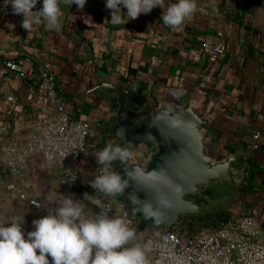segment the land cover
<instances>
[{"label": "crops", "instance_id": "crops-1", "mask_svg": "<svg viewBox=\"0 0 264 264\" xmlns=\"http://www.w3.org/2000/svg\"><path fill=\"white\" fill-rule=\"evenodd\" d=\"M195 3V11L177 31L163 24L159 7L125 24L110 21L104 0H87L82 10L70 0H59V31L46 30L41 22L33 24L28 33L21 27L22 16L13 14L10 5L0 0V48L9 57L29 58L28 69H38L45 55L52 58L57 73L56 97L76 119L93 125L91 149L113 143L105 129L114 120L113 100L101 92L87 93L99 83L131 88L149 108L157 105L153 95L179 105L189 101L209 124V140L216 145V156L239 150L245 153L247 175L230 209L236 213L263 200L264 0ZM41 6L42 0H38L33 10ZM121 10L126 13V9ZM217 40H223L228 51L217 63L209 64L202 43ZM9 94L25 108L27 121H34L31 91L1 74L0 121L8 118L10 107L5 97ZM256 134L260 135L259 148L253 149ZM137 158L133 162L140 163ZM97 166L94 161L81 162L75 190L82 200L88 193L85 211L89 217L98 211L90 201L99 200V194L89 186ZM38 176L43 204H49L45 199L49 193L53 199L62 198L59 194L72 196L59 190L55 179L45 177L42 170ZM2 188L0 174V202ZM118 197L122 199L120 194ZM40 209L1 202L0 217H29L45 210ZM132 209L136 218L142 216L141 211Z\"/></svg>", "mask_w": 264, "mask_h": 264}, {"label": "built area", "instance_id": "built-area-1", "mask_svg": "<svg viewBox=\"0 0 264 264\" xmlns=\"http://www.w3.org/2000/svg\"><path fill=\"white\" fill-rule=\"evenodd\" d=\"M202 51L207 62L215 64L228 47L223 40L205 41ZM29 61L27 57H9L0 48V74L31 91L30 108L36 115L34 121H27L18 99L6 95L10 110L7 120L0 121L1 202L39 210L43 205L37 183L41 170L45 177L55 179L59 190L73 193L79 186L81 162H96L93 154L101 149L89 147L93 125L76 119L58 101L52 58L45 55L36 70L26 67ZM259 139V134L254 135L253 149L259 148ZM98 194L110 216L128 220L137 230L139 242L150 245L147 264H264V191L262 201L231 214L217 227L193 230L183 229L184 222L165 227L136 218L127 199H120L119 194Z\"/></svg>", "mask_w": 264, "mask_h": 264}, {"label": "clouds", "instance_id": "clouds-1", "mask_svg": "<svg viewBox=\"0 0 264 264\" xmlns=\"http://www.w3.org/2000/svg\"><path fill=\"white\" fill-rule=\"evenodd\" d=\"M4 0L13 14L22 16L21 27L28 33L33 24L44 23L46 30L59 31L62 12L59 0ZM82 10L87 0H70ZM110 10L111 22L127 23L141 14H149L154 8L163 10L161 21L165 26L180 30L196 9L195 0H104ZM126 9V13L121 9ZM123 13V16L121 15ZM126 18V19H125ZM123 130H118L121 135ZM99 166L97 174L89 181L94 192L104 196H115L129 186L130 173L140 171L124 169V175L112 165L127 164L133 153L124 145L107 144L94 153ZM155 171V170H153ZM53 199L49 193L45 199L55 205V211L32 221L34 230L25 233L24 216H12L7 224H0V264H147L148 243L139 242V234L130 222L121 216L109 215L99 200L98 211L88 216L82 201L90 200L85 193L83 200L71 195H60ZM163 204V201H161ZM140 211L144 218L159 222V212L150 203H143ZM23 225V226H22Z\"/></svg>", "mask_w": 264, "mask_h": 264}, {"label": "water", "instance_id": "water-1", "mask_svg": "<svg viewBox=\"0 0 264 264\" xmlns=\"http://www.w3.org/2000/svg\"><path fill=\"white\" fill-rule=\"evenodd\" d=\"M95 91L113 100L114 120L105 128L112 144L145 156L141 163L112 166L122 176L124 169L140 170L130 173L128 188L119 194L138 209L150 203L159 212L158 224L172 227L191 217L214 214L218 205L207 194L211 189L219 193L228 186L234 198L243 187L248 171L244 151L216 156L209 124L189 101L179 105L153 95L157 105L149 108L131 88L99 83L87 93ZM227 202L224 196L222 204Z\"/></svg>", "mask_w": 264, "mask_h": 264}, {"label": "rangeland", "instance_id": "rangeland-1", "mask_svg": "<svg viewBox=\"0 0 264 264\" xmlns=\"http://www.w3.org/2000/svg\"><path fill=\"white\" fill-rule=\"evenodd\" d=\"M132 153L135 154V156L133 155V161L135 160H138L137 157H140L139 158V162L141 163L143 160H144V154L140 153V152H137L135 150H132L131 151ZM137 154V155H136ZM143 157V158H142ZM76 191H74V193H72V197L73 199H76V200H82V197H80V194L78 193H75ZM208 195H210L212 197L213 200H215L217 202V210L215 211L216 212H219V211H227L228 213L232 210L233 207H231L232 205L235 204V202L237 201L235 199V197L233 198V190L226 186L224 188V191L222 192H219L217 193L215 189H211L208 193ZM224 196H228V202L226 204H222V199ZM59 199V197H58ZM1 203V202H0ZM82 203L85 205V210H86V206H87V203L85 201H82ZM131 203V202H130ZM131 205H133L131 203ZM55 205H50V204H43L41 209H45L44 212H38V213H35L34 216H29V217H24L25 219V226H24V231L25 233L28 232V231H32L34 230L33 228V224H32V221L35 220V219H39L41 218L42 216H45L43 214H46L47 212L48 213H53L55 211ZM132 207L138 209L135 205H133ZM231 209V210H230ZM140 211V209H138ZM39 211V210H38ZM224 213V212H223ZM136 214V213H134ZM133 214V215H134ZM47 215V214H46ZM203 219L201 220H194V219H186L184 221V223L182 224V227L183 229H198L200 227H205L204 225H206V223H211L208 219L204 218L205 215H201ZM140 219H145L143 214L142 216H139ZM11 218V217H10ZM10 218L8 219H5V218H1L0 217V224H7L10 220ZM150 221V223L152 224H158L155 220H153L152 218H149L148 219ZM23 226V225H22ZM211 228H215V227H212Z\"/></svg>", "mask_w": 264, "mask_h": 264}, {"label": "trees", "instance_id": "trees-1", "mask_svg": "<svg viewBox=\"0 0 264 264\" xmlns=\"http://www.w3.org/2000/svg\"><path fill=\"white\" fill-rule=\"evenodd\" d=\"M122 199H126L121 195ZM224 212V213H223ZM219 211L216 212L214 214H210V215H205L204 218L208 219L211 223H206V225H204L205 227H217L218 225H220L223 222H226L229 219V216L231 214H233V212H227V211ZM189 219H194V220H201L203 219L202 216H196V217H191Z\"/></svg>", "mask_w": 264, "mask_h": 264}]
</instances>
